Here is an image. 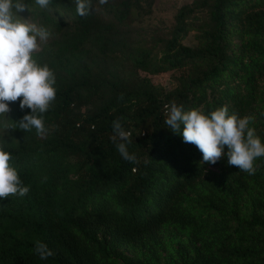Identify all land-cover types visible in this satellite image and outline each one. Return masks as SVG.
I'll list each match as a JSON object with an SVG mask.
<instances>
[{
	"label": "trees",
	"instance_id": "1",
	"mask_svg": "<svg viewBox=\"0 0 264 264\" xmlns=\"http://www.w3.org/2000/svg\"><path fill=\"white\" fill-rule=\"evenodd\" d=\"M23 2L21 16L51 33L56 99L42 136L13 129L31 112L19 100L0 115V146L29 187L0 199V264H264V157L254 174L226 155L206 163L165 124L172 101L227 106L264 142V0H195L160 47L132 29L154 0H91L83 17L75 0ZM117 118L135 162L111 139ZM36 241L54 254L40 259Z\"/></svg>",
	"mask_w": 264,
	"mask_h": 264
},
{
	"label": "clouds",
	"instance_id": "2",
	"mask_svg": "<svg viewBox=\"0 0 264 264\" xmlns=\"http://www.w3.org/2000/svg\"><path fill=\"white\" fill-rule=\"evenodd\" d=\"M35 2L46 8L50 0ZM75 3L80 16L91 14V0H75ZM99 3L106 4L107 0H99ZM26 7L23 0H0V115L5 116L10 111L9 104L19 100L20 108H29L31 112L19 119L13 129L25 132L35 129L42 136L46 133L42 114L56 99L55 76L47 64L41 65L32 54L39 47L38 41L46 42L51 33L19 15ZM165 108L167 127L182 135L185 143L194 144L202 153L203 162L216 164L226 155L229 165L255 173L254 161L264 157V142L255 129L249 127L253 117L230 114L227 106L205 113L197 107L184 110L172 101ZM112 128L111 139L121 157L135 162L136 155L128 150L131 133L124 129L121 118L112 122ZM11 160V153L0 146V199L17 194L23 197L29 192ZM35 252L42 260L54 254L41 241H36Z\"/></svg>",
	"mask_w": 264,
	"mask_h": 264
},
{
	"label": "rangeland",
	"instance_id": "3",
	"mask_svg": "<svg viewBox=\"0 0 264 264\" xmlns=\"http://www.w3.org/2000/svg\"><path fill=\"white\" fill-rule=\"evenodd\" d=\"M195 0H154L153 12L143 18L142 20H136L132 29L140 30L146 38V43L148 46L160 47L163 40H166L170 36L171 30L176 24V16L183 6H193ZM24 14V11L21 12ZM19 13V15H21ZM25 15V14H24ZM29 23H33L31 15L24 17ZM49 38L46 42H39V47L33 52V58L37 59L38 54L41 56V63L47 64L50 69H53V64L49 54L45 51V45L50 42ZM187 44H195L193 34L189 36L186 40ZM57 75L54 73V76ZM142 76H149L154 84L163 86L164 88L170 89L173 82L175 81L171 75V72L161 73L157 75L146 74L141 72ZM212 170H217V168H212ZM179 236V235H178ZM176 236V237H178ZM186 238V237H185Z\"/></svg>",
	"mask_w": 264,
	"mask_h": 264
}]
</instances>
